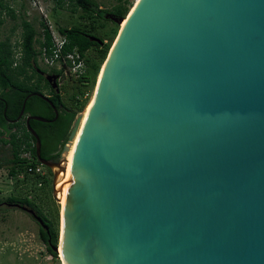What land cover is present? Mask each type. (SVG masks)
Returning <instances> with one entry per match:
<instances>
[{
	"label": "water",
	"instance_id": "95a60500",
	"mask_svg": "<svg viewBox=\"0 0 264 264\" xmlns=\"http://www.w3.org/2000/svg\"><path fill=\"white\" fill-rule=\"evenodd\" d=\"M23 107L10 121L23 117L60 202L82 113L47 160L29 120H49ZM9 205L50 241L33 209ZM59 233L63 264H264V0L135 2L73 150Z\"/></svg>",
	"mask_w": 264,
	"mask_h": 264
},
{
	"label": "trees",
	"instance_id": "16d2710c",
	"mask_svg": "<svg viewBox=\"0 0 264 264\" xmlns=\"http://www.w3.org/2000/svg\"><path fill=\"white\" fill-rule=\"evenodd\" d=\"M75 8H79L89 18L93 16L102 17L105 13L92 0H73L71 9L73 10ZM6 9L12 11L8 9L4 0H0V25L3 23L2 13ZM125 10V7L118 5L115 7L113 15L120 17L125 13ZM9 13L13 16V12ZM41 23L43 25L42 40L38 43L39 45L49 46L51 44V32L45 23ZM58 31L65 37L63 52L76 50L84 59V71L78 77H74V79L82 84L93 82L99 67V62L106 56L109 45L106 43L101 45L91 40L89 36L94 35L89 34L79 27H59ZM36 34L37 32L34 26L28 20L23 19L21 21V34L18 44L20 51L19 58L14 56L16 52H14V47L11 45L8 37L0 40V142L9 145L11 157L8 160L10 163L8 174L15 176L18 173H23V176L30 177L35 183L41 180L43 185L51 182V173L46 166L40 164L35 158L34 138L27 131L23 117L15 122L10 120H14L18 116L23 102L24 115H36L49 120L39 121L30 119L29 125L34 129L40 139V156L47 160H56L67 138L77 111L83 103L78 104V98L73 94L70 96L69 104H65L59 93L55 92L45 78L37 73L39 69L38 56L40 51L34 46ZM99 39L102 40L101 38ZM90 48H94L95 50L94 59H89L85 54ZM42 81L44 82V86L49 88L50 92L47 95L43 92L44 86L41 84ZM34 92L47 96L54 108L43 97L35 94L30 95L25 100L28 94ZM80 93L83 94V91L81 90ZM54 109L57 111L56 118H54ZM24 142L30 149L32 156L31 162L41 165L45 171L44 176L28 174L26 172V161L19 156L21 145ZM1 167L2 164L0 162ZM6 202L8 204L16 203L31 208L42 218L49 229L50 241H48V234L45 229L31 216L38 225L39 237L44 242L47 252L53 257H56V252L52 247L57 245L58 229L53 225V222L26 197L11 196L6 199Z\"/></svg>",
	"mask_w": 264,
	"mask_h": 264
},
{
	"label": "rangeland",
	"instance_id": "374dc122",
	"mask_svg": "<svg viewBox=\"0 0 264 264\" xmlns=\"http://www.w3.org/2000/svg\"><path fill=\"white\" fill-rule=\"evenodd\" d=\"M92 1L105 11L102 17L93 16L89 18L79 8L72 10L73 0H41V9L44 15L40 13V9L33 7L27 0H4L8 9L12 11L6 9L2 13L3 23L0 25V40L8 37L14 47V52H20L18 44L21 34V21L25 19L36 29L34 46L37 49L38 42L42 40L43 25L41 22L45 23L50 31H58L59 27H79L89 34L101 38L110 48L122 22L118 23L117 20L127 16L136 0ZM118 5L126 8L125 13L120 17L113 15L115 7ZM9 12H13V16ZM16 53L14 56L17 55L19 58V54ZM85 54L89 59H94V48L88 49ZM106 56L99 62L93 82L86 84L76 81L74 76L65 72L63 68L48 67L43 65L40 60H38V65L40 68H46L48 74H52L50 73L52 71L60 73L57 79L58 93L67 105L70 102V96L75 94L78 98V104L83 103L77 111L79 114L83 112L93 95L97 74ZM41 84L44 86L43 81ZM81 90L83 94L80 93ZM43 92L47 95L50 92L49 88L44 86ZM10 157L9 145L0 142V162L2 164L0 168V264H63L56 251V257L47 252L44 242L39 237L38 225L31 215L6 202V199L11 196L26 197L31 200L57 227L58 245L60 202L52 197L51 182L37 187L35 181L31 180L30 177L23 176V173H18L15 176L9 175L10 163L8 160Z\"/></svg>",
	"mask_w": 264,
	"mask_h": 264
},
{
	"label": "built area",
	"instance_id": "2783aa9c",
	"mask_svg": "<svg viewBox=\"0 0 264 264\" xmlns=\"http://www.w3.org/2000/svg\"><path fill=\"white\" fill-rule=\"evenodd\" d=\"M33 7L40 9V13L44 15L41 9V0H27ZM51 32V44L49 46L39 45L40 51L38 60L48 67L63 68L64 71L69 72L74 77H78L84 71L85 63L84 59L79 55L76 50L72 52H63V45L65 44V37L58 31ZM20 57V52H17ZM16 53V54H17ZM17 58V55H15ZM31 143V141H29ZM19 156L26 161V172L28 174H37L44 176L45 171L39 164H33L31 162L32 156L29 147L26 143H22ZM42 185V181L38 180L36 186Z\"/></svg>",
	"mask_w": 264,
	"mask_h": 264
},
{
	"label": "bare ground",
	"instance_id": "6f19581e",
	"mask_svg": "<svg viewBox=\"0 0 264 264\" xmlns=\"http://www.w3.org/2000/svg\"><path fill=\"white\" fill-rule=\"evenodd\" d=\"M137 1V0H136ZM135 1V2H136ZM135 4V3H134ZM133 8V6H132ZM132 8L130 10H132ZM130 12V11H129ZM126 18V17H125ZM125 18L122 20L121 24H120V27L124 24L125 22ZM119 27V28H120ZM103 65H104V61L103 63L101 64V67L98 71V74H97V81H96V84L98 82V79L100 77V74H101V71H102V68H103ZM96 84H95V88H94V92H95V89H96ZM94 92H93V95H94ZM93 95L90 99V101L88 102V104L86 105V107L84 108L83 112H82V117H81V120H80V125H79V128L77 130V133L72 141V144L70 145V148H69V151L67 153V156H66V167H65V173L63 175V173H59V177L63 176V183H62V194L60 196V227H61V224H62V208L64 206V200H65V191H66V176H67V171H68V166H69V163H70V160H71V157H72V154H73V150H74V147H75V144H76V141H77V138H78V135H79V132L81 130V127L83 125V122L86 118V114L88 112V109L91 105V102H92V99H93ZM59 238H61V235L59 233ZM60 240V239H59ZM56 252L58 253L59 256H61V250H60V243H58L57 245V248H56Z\"/></svg>",
	"mask_w": 264,
	"mask_h": 264
},
{
	"label": "flooded vegetation",
	"instance_id": "af4514ba",
	"mask_svg": "<svg viewBox=\"0 0 264 264\" xmlns=\"http://www.w3.org/2000/svg\"><path fill=\"white\" fill-rule=\"evenodd\" d=\"M44 65V64H43ZM65 72H67V71H65ZM37 73H39V74H41L44 78H45V75L46 74H48L49 72H48V70H46V68H40L39 67V69H38V71H37ZM50 73H52V74H57L58 75V78H59V76H60V73L59 72H56V71H52V72H50ZM69 73V72H68ZM70 74V73H69ZM57 78V79H58ZM58 93V92H57Z\"/></svg>",
	"mask_w": 264,
	"mask_h": 264
}]
</instances>
